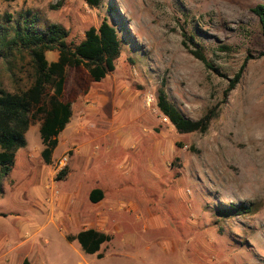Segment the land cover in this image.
<instances>
[{"label": "rangeland", "instance_id": "obj_1", "mask_svg": "<svg viewBox=\"0 0 264 264\" xmlns=\"http://www.w3.org/2000/svg\"><path fill=\"white\" fill-rule=\"evenodd\" d=\"M264 0H0V19L35 15L78 44L105 19L121 41L115 69L71 106L50 165L38 124L0 194V264H264V37L251 12ZM200 48L212 69L186 50ZM48 63L57 53L45 54ZM244 64L236 87L228 82ZM32 82L26 55L0 63V89ZM169 103L205 134H179L159 113ZM65 159L64 164L60 162ZM66 170V176H55ZM103 198L91 203V191ZM232 206L250 213L226 217ZM110 236L95 255L81 231Z\"/></svg>", "mask_w": 264, "mask_h": 264}, {"label": "trees", "instance_id": "obj_2", "mask_svg": "<svg viewBox=\"0 0 264 264\" xmlns=\"http://www.w3.org/2000/svg\"><path fill=\"white\" fill-rule=\"evenodd\" d=\"M89 8H98L101 0H83ZM251 12L258 18L264 37V6L257 5ZM38 18L26 13L19 19L6 16L0 19V63L9 65L16 56L26 55L32 70V82L28 88L17 93L0 89V194L4 181L12 172L15 154L25 147V134L30 126L38 124L42 145L40 158L50 165L53 152L58 145V135L68 125L71 106L79 95H85L92 84L99 83L115 69V62L121 53V41L115 28L103 20L97 29L89 28L78 44L67 42L68 32L58 26L44 29L37 26ZM186 50L207 69H212L200 48ZM47 52L57 53L55 62L48 63ZM264 58V51L259 54ZM244 64L228 82L223 100L236 87L241 78ZM155 104L159 113L179 134H205L216 117L217 107L208 110L196 121L185 118L168 102L162 89H158ZM66 176L60 171L55 180ZM99 189L91 191L89 201L93 204L102 200ZM250 213L244 206H232L221 212L232 217ZM76 242L81 252L98 259L103 244L110 236L94 229H87L75 236L67 237Z\"/></svg>", "mask_w": 264, "mask_h": 264}, {"label": "built area", "instance_id": "obj_3", "mask_svg": "<svg viewBox=\"0 0 264 264\" xmlns=\"http://www.w3.org/2000/svg\"><path fill=\"white\" fill-rule=\"evenodd\" d=\"M64 162H65V159H63V160L60 162V164H64Z\"/></svg>", "mask_w": 264, "mask_h": 264}, {"label": "crops", "instance_id": "obj_4", "mask_svg": "<svg viewBox=\"0 0 264 264\" xmlns=\"http://www.w3.org/2000/svg\"><path fill=\"white\" fill-rule=\"evenodd\" d=\"M63 131H64V130H63ZM57 147H58V145H57ZM57 147H56V149H57ZM56 149H55V151H56ZM55 151H54V152H55ZM54 152H53V154H54ZM52 156H53V155H52ZM100 233H101V232H100Z\"/></svg>", "mask_w": 264, "mask_h": 264}]
</instances>
